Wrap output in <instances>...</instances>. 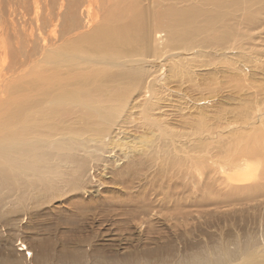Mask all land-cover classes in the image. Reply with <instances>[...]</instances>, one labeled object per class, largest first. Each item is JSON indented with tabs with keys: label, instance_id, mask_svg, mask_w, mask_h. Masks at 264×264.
I'll use <instances>...</instances> for the list:
<instances>
[{
	"label": "bare ground",
	"instance_id": "1",
	"mask_svg": "<svg viewBox=\"0 0 264 264\" xmlns=\"http://www.w3.org/2000/svg\"><path fill=\"white\" fill-rule=\"evenodd\" d=\"M14 4L6 11L0 6V190L16 191L20 197L38 190L49 178L85 173L90 149L106 138L131 98L141 97V109L150 111V99L168 64L182 65L190 73L195 67L213 66L216 60L239 58L241 66L228 69L225 85L239 79L246 90L254 88L249 93L254 96L263 85L254 86L242 69L253 62L264 67V0H16ZM41 20L52 26L50 32L43 30ZM11 33L24 38L20 54L5 47ZM230 51L235 54L221 56ZM213 75L203 80L208 87L217 84ZM203 83L197 80L191 87L201 91ZM211 88L209 94H214ZM204 119L197 118L190 136L178 134L179 144L177 136H168L176 151L183 152L182 162L193 169L194 163L208 162L207 167L222 174L206 176L213 182L206 188L208 180H203L205 190H213L214 182L236 190V183L229 181L234 176L253 189L264 183L260 164L264 157H259L264 144H256L264 138L259 136L264 121L255 129L257 119L251 122L253 127L225 131L218 124L215 130L206 126ZM245 128L254 131L245 137L249 132ZM67 164L75 167L63 172ZM253 253L242 263L264 264V253L262 257Z\"/></svg>",
	"mask_w": 264,
	"mask_h": 264
},
{
	"label": "rangeland",
	"instance_id": "2",
	"mask_svg": "<svg viewBox=\"0 0 264 264\" xmlns=\"http://www.w3.org/2000/svg\"><path fill=\"white\" fill-rule=\"evenodd\" d=\"M14 1L1 0L0 6L6 11L16 6ZM40 23L46 33L52 30L44 20ZM23 39L20 33L8 34L6 49L16 48L20 54ZM212 65L201 70L195 67L190 73H185L182 65H177L178 69L165 65L164 79L150 99V111L141 109V97L131 98L106 138L90 149L85 173L49 178L38 190L24 192L22 197L1 189L0 264H243L249 253L262 257L263 181L253 189L234 176L229 181L241 191H230L216 182L212 185L217 187L211 185L213 190H205L219 171L207 167L208 162L206 166L194 163L196 169L184 159L183 164V152L176 151L169 141L168 133L177 136L176 143L180 137L190 136L199 123L197 118L203 120L205 113L204 124L213 125L214 130L216 124L228 131L238 130L240 125L253 127L251 122L256 119L253 128L263 126L264 67L253 62L242 69L254 86L263 83L254 96L249 94L254 88L246 90L239 79L225 85L228 69L241 66L239 58L216 60ZM209 74V78L205 76ZM212 75L217 84L208 87L203 80H211ZM197 80L204 84L201 91L191 87L197 86ZM212 86L215 92L209 94ZM153 120L156 125L151 124ZM245 129L249 131L245 137L254 131ZM258 139L262 140L253 143L264 144V138ZM263 146L260 158L264 157ZM260 164L264 165V160ZM74 167L67 164L63 172ZM201 171H206L204 176L196 174ZM203 180H208L206 186ZM217 189L222 192L218 194Z\"/></svg>",
	"mask_w": 264,
	"mask_h": 264
}]
</instances>
